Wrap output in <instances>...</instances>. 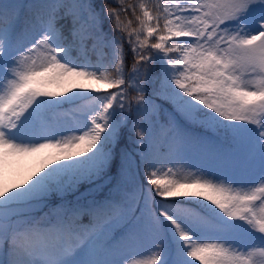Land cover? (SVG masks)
Listing matches in <instances>:
<instances>
[{
  "label": "snow or ice",
  "instance_id": "6c2138e0",
  "mask_svg": "<svg viewBox=\"0 0 264 264\" xmlns=\"http://www.w3.org/2000/svg\"><path fill=\"white\" fill-rule=\"evenodd\" d=\"M130 262L264 264V0H0V264Z\"/></svg>",
  "mask_w": 264,
  "mask_h": 264
},
{
  "label": "trees",
  "instance_id": "16d2710c",
  "mask_svg": "<svg viewBox=\"0 0 264 264\" xmlns=\"http://www.w3.org/2000/svg\"><path fill=\"white\" fill-rule=\"evenodd\" d=\"M133 2H135V0H133ZM95 4H96L98 9L102 8L103 0H95ZM107 27H108V24H107V22H105V28L107 29ZM127 62H128L129 65L131 64V54L130 53H129L128 57H127ZM53 90H57V89L54 88ZM132 139H136V137L134 135H132ZM157 199H160V198L157 197ZM169 199L171 200L173 198H169ZM196 264H198V262H196Z\"/></svg>",
  "mask_w": 264,
  "mask_h": 264
},
{
  "label": "rangeland",
  "instance_id": "374dc122",
  "mask_svg": "<svg viewBox=\"0 0 264 264\" xmlns=\"http://www.w3.org/2000/svg\"><path fill=\"white\" fill-rule=\"evenodd\" d=\"M193 199H198V198H193ZM204 203H207L206 201H204Z\"/></svg>",
  "mask_w": 264,
  "mask_h": 264
}]
</instances>
